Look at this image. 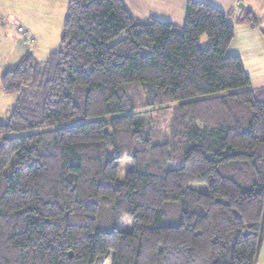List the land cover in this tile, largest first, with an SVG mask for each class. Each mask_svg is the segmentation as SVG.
<instances>
[{"label": "trees", "instance_id": "16d2710c", "mask_svg": "<svg viewBox=\"0 0 264 264\" xmlns=\"http://www.w3.org/2000/svg\"><path fill=\"white\" fill-rule=\"evenodd\" d=\"M260 22L250 9L238 20ZM232 38L229 15L198 0L180 27L141 22L123 0H69L59 49L0 77L16 96L0 120V264H104L109 252L111 264H256L264 88L227 55ZM122 159L133 167L119 182ZM102 207L134 231L100 230Z\"/></svg>", "mask_w": 264, "mask_h": 264}, {"label": "rangeland", "instance_id": "374dc122", "mask_svg": "<svg viewBox=\"0 0 264 264\" xmlns=\"http://www.w3.org/2000/svg\"><path fill=\"white\" fill-rule=\"evenodd\" d=\"M69 0H1L0 7V77L12 57L9 50L10 42H18L21 35L17 28L22 27L33 37V40H25L34 43L33 54L39 61L45 60L51 52L60 47V36L67 11ZM200 45L206 47L208 40L206 35L200 38ZM10 57V58H9ZM132 94L138 105L142 103L141 90L132 87L127 90ZM15 95H4L0 91V120L6 122L15 106ZM174 105L168 106L167 112ZM155 110V109H154ZM139 111L145 112L148 117L156 116L153 109L141 108ZM160 113V112H159ZM12 162V161H11ZM119 172L117 179L123 182L126 173L132 169V162L129 159L118 161ZM8 172V169L6 170ZM196 190L206 192V187L202 184H193ZM168 209L172 213L166 212L165 223L176 226L179 222L180 208L177 202H168ZM100 217L97 221L98 227L102 231L117 229L119 231L132 233L134 231L133 222L128 214L117 213L101 208ZM173 217V218H172ZM138 241V239H137ZM112 252H109L104 264H111Z\"/></svg>", "mask_w": 264, "mask_h": 264}, {"label": "crops", "instance_id": "0c3cea01", "mask_svg": "<svg viewBox=\"0 0 264 264\" xmlns=\"http://www.w3.org/2000/svg\"><path fill=\"white\" fill-rule=\"evenodd\" d=\"M229 15L233 26V38L227 48V55L239 57L243 70L250 80L249 89L264 88V0H198ZM129 13L141 22L157 20L182 26L186 18L188 0H123ZM1 7V0H0ZM252 10L261 20L258 28L238 23L244 10ZM35 43V41H34ZM34 43L22 38L9 43L10 62L3 72L18 63L29 52ZM1 91V88H0ZM2 92V91H1ZM256 264H264V243L261 245Z\"/></svg>", "mask_w": 264, "mask_h": 264}, {"label": "built area", "instance_id": "2783aa9c", "mask_svg": "<svg viewBox=\"0 0 264 264\" xmlns=\"http://www.w3.org/2000/svg\"><path fill=\"white\" fill-rule=\"evenodd\" d=\"M18 33L21 35L23 40H33V37L29 34L28 31H25L22 27L17 28ZM28 42V41H27Z\"/></svg>", "mask_w": 264, "mask_h": 264}]
</instances>
